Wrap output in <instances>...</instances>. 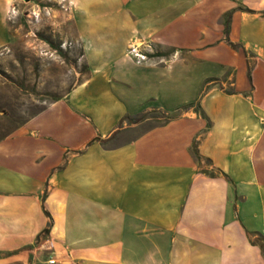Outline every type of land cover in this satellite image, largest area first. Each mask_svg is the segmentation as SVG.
Returning a JSON list of instances; mask_svg holds the SVG:
<instances>
[{"label":"crops","instance_id":"0c3cea01","mask_svg":"<svg viewBox=\"0 0 264 264\" xmlns=\"http://www.w3.org/2000/svg\"><path fill=\"white\" fill-rule=\"evenodd\" d=\"M67 10L86 75L0 133V264H264V0Z\"/></svg>","mask_w":264,"mask_h":264},{"label":"rangeland","instance_id":"374dc122","mask_svg":"<svg viewBox=\"0 0 264 264\" xmlns=\"http://www.w3.org/2000/svg\"><path fill=\"white\" fill-rule=\"evenodd\" d=\"M8 23L10 44L0 47V133L65 94L87 68L62 0H18Z\"/></svg>","mask_w":264,"mask_h":264},{"label":"built area","instance_id":"2783aa9c","mask_svg":"<svg viewBox=\"0 0 264 264\" xmlns=\"http://www.w3.org/2000/svg\"><path fill=\"white\" fill-rule=\"evenodd\" d=\"M67 5L69 3V0H62ZM142 44L132 43L128 46L127 52L134 58L135 62L141 63L145 60H147V52L150 50V46L148 43L144 42ZM54 259L48 258L44 261V264H53Z\"/></svg>","mask_w":264,"mask_h":264},{"label":"trees","instance_id":"16d2710c","mask_svg":"<svg viewBox=\"0 0 264 264\" xmlns=\"http://www.w3.org/2000/svg\"><path fill=\"white\" fill-rule=\"evenodd\" d=\"M139 117H141V116H139Z\"/></svg>","mask_w":264,"mask_h":264}]
</instances>
